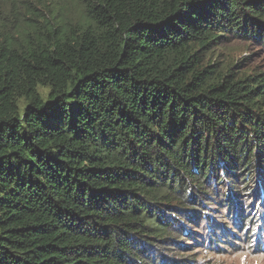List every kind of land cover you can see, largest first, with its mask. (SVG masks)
<instances>
[{
    "label": "trees",
    "instance_id": "1",
    "mask_svg": "<svg viewBox=\"0 0 264 264\" xmlns=\"http://www.w3.org/2000/svg\"><path fill=\"white\" fill-rule=\"evenodd\" d=\"M232 41L264 50V0H0V264L264 253V73L213 63Z\"/></svg>",
    "mask_w": 264,
    "mask_h": 264
},
{
    "label": "rangeland",
    "instance_id": "2",
    "mask_svg": "<svg viewBox=\"0 0 264 264\" xmlns=\"http://www.w3.org/2000/svg\"><path fill=\"white\" fill-rule=\"evenodd\" d=\"M213 63H220L222 66L225 64L240 65L239 72L256 71L258 73H264V50L245 42L232 41L215 52ZM42 93L46 95L45 90H43ZM223 212L225 215L227 211L224 210ZM210 214H212L217 221H223L219 219L221 215L218 214V210ZM256 216L259 217L260 214L257 213ZM203 229L204 225H202L198 231L203 234ZM258 238L257 236H252L251 242L253 243H248L246 246L239 243L241 246H239L240 248H236L235 251L230 250L229 253H224L220 256L209 252V254L203 257V260L205 264H264V253L257 252L256 248V241Z\"/></svg>",
    "mask_w": 264,
    "mask_h": 264
}]
</instances>
